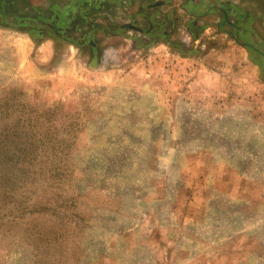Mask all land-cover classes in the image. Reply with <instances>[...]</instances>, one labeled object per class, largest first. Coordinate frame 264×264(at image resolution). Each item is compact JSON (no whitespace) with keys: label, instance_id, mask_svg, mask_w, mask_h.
Segmentation results:
<instances>
[{"label":"rangeland","instance_id":"obj_1","mask_svg":"<svg viewBox=\"0 0 264 264\" xmlns=\"http://www.w3.org/2000/svg\"><path fill=\"white\" fill-rule=\"evenodd\" d=\"M0 146V264H264V0H0Z\"/></svg>","mask_w":264,"mask_h":264},{"label":"trees","instance_id":"obj_2","mask_svg":"<svg viewBox=\"0 0 264 264\" xmlns=\"http://www.w3.org/2000/svg\"><path fill=\"white\" fill-rule=\"evenodd\" d=\"M155 4H158V2H151V3H147V6L149 7H152L153 5ZM145 19L148 21L147 23L150 24L149 22H151V24L154 22L153 20V17H147L145 16ZM150 24V25H151ZM133 26V25H132ZM163 35H166V33H164ZM3 150H4V146H0V154H2L0 156V192H2V196L4 194L6 195H9L10 197H14L15 198V194L12 193V189L7 185V181L12 179L11 175L8 174V169H9V162L12 163V157L7 155V154H4L3 153ZM15 164L19 167H21L19 170H20V174L19 176H17V178L19 179V181L21 182L20 185L23 184L22 182V176H23V168H25V162L23 161V159L21 158H18L15 160ZM15 191V190H14ZM5 205V204H4ZM29 207L31 206H28V205H16V207L14 206V209L16 211H26L27 209H29ZM3 209H5V206L1 207ZM12 212L11 210H7L5 212H3L1 215H0V219L2 217H7L8 218V215H10Z\"/></svg>","mask_w":264,"mask_h":264},{"label":"crops","instance_id":"obj_3","mask_svg":"<svg viewBox=\"0 0 264 264\" xmlns=\"http://www.w3.org/2000/svg\"><path fill=\"white\" fill-rule=\"evenodd\" d=\"M189 33V30L187 27L181 29V37L182 39H185V38H189L187 35ZM161 41H158V43H160Z\"/></svg>","mask_w":264,"mask_h":264}]
</instances>
